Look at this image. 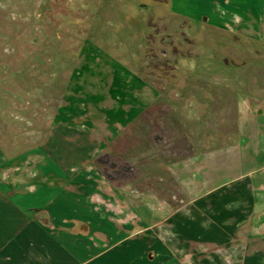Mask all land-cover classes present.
Wrapping results in <instances>:
<instances>
[{"label": "rangeland", "instance_id": "1", "mask_svg": "<svg viewBox=\"0 0 264 264\" xmlns=\"http://www.w3.org/2000/svg\"><path fill=\"white\" fill-rule=\"evenodd\" d=\"M158 12L138 0H0V138L20 161L77 160L97 175L100 199L117 205L110 221L128 219L147 236L174 230L168 240L190 258L181 220L198 197L192 180L203 156L235 136L206 130L220 124L218 90L203 95L187 75L173 84L155 76L173 66L160 49L181 39ZM86 191L63 197L66 220L94 210Z\"/></svg>", "mask_w": 264, "mask_h": 264}, {"label": "crops", "instance_id": "2", "mask_svg": "<svg viewBox=\"0 0 264 264\" xmlns=\"http://www.w3.org/2000/svg\"><path fill=\"white\" fill-rule=\"evenodd\" d=\"M138 1L155 4L157 17L176 25L167 34L181 36L160 49L173 66L155 76L173 84L187 75L203 95L218 90L220 124L206 130L235 136L203 156L200 181L192 180L190 193L198 197L190 219L181 220L189 227L190 258L168 240L174 230L147 236L152 232L128 219L110 221L121 215L117 205L100 199L97 175L72 165L77 160L20 161L5 153L0 138V264H264V0ZM86 190L94 210L66 220L63 197ZM84 249L86 257L78 258Z\"/></svg>", "mask_w": 264, "mask_h": 264}, {"label": "trees", "instance_id": "3", "mask_svg": "<svg viewBox=\"0 0 264 264\" xmlns=\"http://www.w3.org/2000/svg\"><path fill=\"white\" fill-rule=\"evenodd\" d=\"M99 163H100V160L98 161ZM108 176H106V178H107Z\"/></svg>", "mask_w": 264, "mask_h": 264}]
</instances>
